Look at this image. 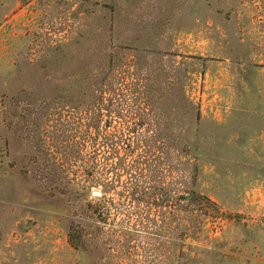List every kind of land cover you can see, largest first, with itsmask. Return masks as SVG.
Here are the masks:
<instances>
[{"label":"rangeland","instance_id":"obj_1","mask_svg":"<svg viewBox=\"0 0 264 264\" xmlns=\"http://www.w3.org/2000/svg\"><path fill=\"white\" fill-rule=\"evenodd\" d=\"M90 65L174 84V127L141 121L180 131L172 156L158 135L148 203L60 193L41 172L62 158L55 126L83 112L69 89ZM116 115L104 134L139 120ZM188 162L222 213L181 237L163 188L192 181ZM0 264H264V0H0Z\"/></svg>","mask_w":264,"mask_h":264},{"label":"trees","instance_id":"obj_2","mask_svg":"<svg viewBox=\"0 0 264 264\" xmlns=\"http://www.w3.org/2000/svg\"><path fill=\"white\" fill-rule=\"evenodd\" d=\"M107 54L110 58L115 55L113 51ZM135 75L130 74L129 71L125 75H120L113 66L104 68L101 65L99 67L90 65L83 73L88 81L84 80L85 83H81L79 80L71 84L69 93L73 100L83 96L80 99L83 102L81 104L83 112H80L83 113L81 114L83 117H80L79 112H73V122L69 129H65L62 122L56 123V144L54 141L51 147L56 149L53 154H59L62 158L54 159L41 170L44 175L46 168L50 167L49 173L44 176L50 180L55 191L64 193V190L70 188V191L90 194L92 188L102 186L103 199L109 204L113 201L106 202L105 196L119 187L129 192L130 200L136 203H148L156 196L155 191H151L154 187L151 186L150 167L155 161L156 151L161 150L156 144L158 135H164L167 143L170 142V147H166V150L172 156L178 150L174 145L180 131L177 132L173 128L162 132L154 128L144 129L141 121L152 123L161 119L168 127L170 124V127H174L172 123L176 121L175 113L169 111L173 106L169 93L174 90V84L169 78L165 81L163 76L142 84L139 83V78L134 77ZM156 93L164 96L154 103ZM106 94L110 97L106 98ZM151 94L154 96L152 103H146ZM140 98L145 100V103L140 102L138 100ZM186 102L189 105L188 99ZM71 106L75 110H80L81 107L74 104ZM148 106L152 108L150 112H147ZM104 111L117 114L119 117L133 119L139 117V120L135 123V127L128 126L115 131L112 135H107L100 126ZM140 117L143 119L141 120ZM200 118L201 114L198 111L197 119ZM42 143L48 145L46 139ZM188 165L191 166L190 173L193 174L189 180H192L196 178L198 166L191 162H188ZM123 174L129 175L128 181H122ZM187 183L182 184L178 195H174L175 186L172 182L163 188L167 191L166 202L164 198L162 199L163 205H169L170 209H174L173 206L179 207L181 237L188 236L190 230L197 226L202 228L207 221L215 219L217 214L222 213L218 204L210 197L192 189L195 181H190L189 187H186ZM182 195L185 196L184 199L180 198ZM174 212L170 213L173 217ZM195 223L198 225L193 226Z\"/></svg>","mask_w":264,"mask_h":264},{"label":"water","instance_id":"obj_3","mask_svg":"<svg viewBox=\"0 0 264 264\" xmlns=\"http://www.w3.org/2000/svg\"><path fill=\"white\" fill-rule=\"evenodd\" d=\"M92 195H93V196H101V195H102V192H100V191H95V190H94V191L92 192ZM180 198H181V199H184L185 196L182 195Z\"/></svg>","mask_w":264,"mask_h":264}]
</instances>
